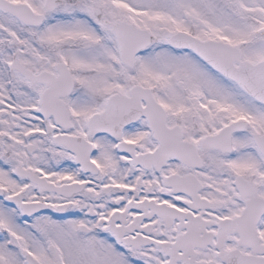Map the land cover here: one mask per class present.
I'll return each mask as SVG.
<instances>
[{
    "label": "snow or ice",
    "instance_id": "snow-or-ice-1",
    "mask_svg": "<svg viewBox=\"0 0 264 264\" xmlns=\"http://www.w3.org/2000/svg\"><path fill=\"white\" fill-rule=\"evenodd\" d=\"M0 264H264V0H0Z\"/></svg>",
    "mask_w": 264,
    "mask_h": 264
}]
</instances>
